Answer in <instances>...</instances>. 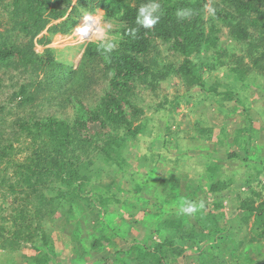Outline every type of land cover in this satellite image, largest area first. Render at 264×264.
<instances>
[{
  "label": "trees",
  "instance_id": "1",
  "mask_svg": "<svg viewBox=\"0 0 264 264\" xmlns=\"http://www.w3.org/2000/svg\"><path fill=\"white\" fill-rule=\"evenodd\" d=\"M207 2L78 0L72 6V0L9 1L8 22L0 31V84L3 76L12 75L14 70L27 72L30 80L14 89L7 102L0 105V162L4 163L0 169V190L22 194L21 204L13 207L9 216H0V249L15 250L20 243H35L40 237L44 250L35 264H48L49 251L60 250V241L51 242L43 232L45 209L58 208L65 201L73 212L80 200L93 195V182L100 178L105 165L127 166L124 153L129 141L143 133L148 122L142 103L144 90L155 94L163 81L174 76L184 84L198 85L206 92L223 95L224 100L236 99L240 103L232 83H209L202 72L204 64L210 71L217 69V57L225 49L221 44L224 26L228 27L230 39L246 47V52L234 59L226 76L243 88L254 82L264 90V41L253 37L256 30L264 34V0H213L210 15ZM153 5H159L154 12ZM142 8L159 17L151 28L137 23ZM97 9H102L106 18L115 23L112 38L84 44L78 66L62 62L56 48L48 47L40 53L32 42L25 44L23 40L29 34L33 39L47 28L48 35L41 42L49 43L57 34H70L84 15ZM178 12L188 15L178 17ZM57 20L60 22L54 23ZM206 52L211 55L204 61L202 54ZM221 84L226 88L223 91H219ZM100 86L103 88L99 89ZM44 91L50 95L45 97L47 105L53 102L57 110L43 113L34 107L38 106L37 94ZM160 107L159 104L157 109ZM68 110L73 115H68ZM241 111L251 119L250 109L241 106ZM11 115L16 118L10 123ZM197 129L212 138L213 128L197 122ZM249 132L248 129L246 133ZM16 148L25 151L24 157H16ZM245 151L250 153L249 147ZM228 157L240 156L229 152ZM244 160L248 161L249 156ZM208 169L207 175L212 178L210 172L217 168L209 165ZM232 181L229 176L214 177L208 191L214 194L227 189ZM140 184L138 192L143 189ZM162 184L177 189L180 180L171 173ZM112 185L110 182L106 186ZM201 189L198 186L192 191L198 193ZM5 192L2 209L6 205ZM192 193L187 184L183 193L174 196L176 203L181 204L177 213L173 207L162 209L168 215L158 232L168 230L170 235L163 233L159 239H148L133 246V250H121L120 254L131 255L136 264H170V255L185 252L176 246L178 241L190 238L202 254L201 264H264L246 252L248 246L255 249L264 240L261 192L251 189L239 204L242 215L235 220L246 230L241 239L238 234L233 236L231 230L213 224L217 218L205 213L202 207L191 214L182 212ZM100 200L111 201L103 196ZM216 205L222 207L221 203ZM193 214L198 218L193 221L188 216L186 223L184 215ZM111 218L103 219L114 226ZM106 238L107 234L99 229L90 241L93 247H100ZM208 239H213L211 247L203 243ZM109 261L106 258L103 264H110Z\"/></svg>",
  "mask_w": 264,
  "mask_h": 264
},
{
  "label": "rangeland",
  "instance_id": "2",
  "mask_svg": "<svg viewBox=\"0 0 264 264\" xmlns=\"http://www.w3.org/2000/svg\"><path fill=\"white\" fill-rule=\"evenodd\" d=\"M9 1L0 0V31L5 29L8 22ZM212 2H207V15L213 13ZM88 14L94 16L78 23L70 33L72 36L57 34L44 44L41 40L48 35L46 28L33 39L29 34L23 40L25 44L32 42L40 53L48 47L56 48L62 62L78 66L83 45L91 41L85 38L95 36L92 40H110L115 26L102 9ZM227 31L228 27L224 26L221 44L225 49L217 57V69L210 71L204 64L202 72L209 83H232L234 92L241 98L240 103L236 99L224 100L223 95L206 92L198 85L184 84L174 76L163 81L155 94L144 90L142 103L148 122L144 132L129 141L128 150L124 153L127 166L105 165L100 178L93 182V195H88L87 200H80L73 212H70V204L65 201L58 208L49 206L45 209L43 232L51 242L56 239L60 241V250L52 248L49 251L48 264H103L106 258L110 264H136L131 255L120 254V251L132 249L148 239H159L163 233L170 235L168 230L158 232L160 223L168 215L167 212L163 214L162 209L170 210L173 207L177 213L181 204L173 198L183 193L187 184L193 192L188 203L195 204L196 209L202 207L205 213L215 216L217 220L214 219L213 224L229 229V232L231 230L233 236L238 234L240 239L244 236L246 230L241 229L235 220L242 215L238 209L240 202L251 193V189L256 193L261 192L264 197V90L254 82L250 87L243 88L240 83L226 76L234 59L246 52L245 45L230 39ZM253 37L254 40L264 41V34L260 30H256ZM208 55L211 53L202 54L204 61ZM197 61L200 62L198 58ZM12 73L3 76L4 80L0 84V105L7 102L14 89L29 83L27 72L14 70ZM254 81L258 84V80ZM225 89L222 84L219 85V91ZM46 96H50L47 91L39 92L35 101L38 106L34 107L43 113L57 110L53 102L47 105ZM159 104L161 107L157 109ZM241 106L250 109L251 119L241 111ZM67 113L73 115L72 110ZM15 118L16 115L9 116V122ZM197 122L214 129L212 138L198 131ZM248 129L249 134L246 133ZM15 146L18 147L17 142ZM246 147L250 149L248 154ZM15 152L17 158L25 155V151H19L18 148ZM229 152H235L240 157L230 159ZM248 156L249 160L245 161ZM209 165L217 168V171L210 172L212 178L207 175ZM3 167L4 163L0 162V169ZM171 173L180 180L177 189L162 184V180ZM218 176L232 177V184L227 189L211 194L208 191L210 182ZM110 182L113 185L109 188L106 185ZM137 182L143 187L141 192L137 191ZM198 186H202V189L194 193L192 190ZM4 192L0 190V204ZM5 193L6 205L3 209L0 207V216L7 217L13 207L21 204L22 194ZM100 196L110 198V203L101 202ZM219 203L222 207L216 205ZM109 216L114 226H109L108 221L103 219ZM188 216L193 221L198 218L197 214L184 215L186 223ZM99 229L107 234V238L100 247H93L90 240ZM212 240L203 243L211 247L214 245ZM259 243L255 249L248 246L246 252L248 256L264 261V240ZM176 246L185 252L170 255V264H201L202 254L190 238L180 239ZM43 250L40 237L35 243H20L15 250L0 249V264H35ZM67 250L72 252L68 253Z\"/></svg>",
  "mask_w": 264,
  "mask_h": 264
},
{
  "label": "clouds",
  "instance_id": "3",
  "mask_svg": "<svg viewBox=\"0 0 264 264\" xmlns=\"http://www.w3.org/2000/svg\"><path fill=\"white\" fill-rule=\"evenodd\" d=\"M73 5L74 4H72V6ZM158 7H159V5H153L152 6V11L154 12ZM88 15H91V14H88ZM185 15H188V13H185V12H178L177 13L178 17H183ZM86 17H84L83 19H85ZM158 19H159L158 16H153L150 11H148L147 9L142 8L140 10L139 16L137 17V23L142 25L145 28H151L153 25H155L157 23ZM71 35L69 34L68 36H71ZM94 37L95 36L91 37L90 39L89 38H85V39L86 40H92ZM196 210H197L196 209V205L193 204V203H187V205L182 208V211H184L186 213H189V214L195 212Z\"/></svg>",
  "mask_w": 264,
  "mask_h": 264
},
{
  "label": "built area",
  "instance_id": "4",
  "mask_svg": "<svg viewBox=\"0 0 264 264\" xmlns=\"http://www.w3.org/2000/svg\"><path fill=\"white\" fill-rule=\"evenodd\" d=\"M77 1H78V0H72V4H76ZM91 16H94V15H87L86 18L91 17ZM71 36H72V35H71ZM73 36H74V35H73Z\"/></svg>",
  "mask_w": 264,
  "mask_h": 264
}]
</instances>
